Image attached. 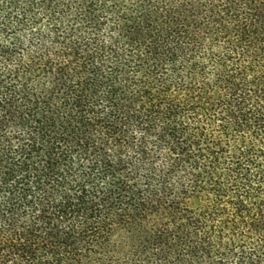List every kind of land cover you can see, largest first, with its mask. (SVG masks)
I'll use <instances>...</instances> for the list:
<instances>
[{
	"label": "trees",
	"instance_id": "obj_1",
	"mask_svg": "<svg viewBox=\"0 0 264 264\" xmlns=\"http://www.w3.org/2000/svg\"><path fill=\"white\" fill-rule=\"evenodd\" d=\"M0 264H264V0H0Z\"/></svg>",
	"mask_w": 264,
	"mask_h": 264
}]
</instances>
